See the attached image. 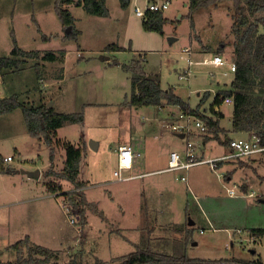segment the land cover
<instances>
[{"label": "rangeland", "instance_id": "1", "mask_svg": "<svg viewBox=\"0 0 264 264\" xmlns=\"http://www.w3.org/2000/svg\"><path fill=\"white\" fill-rule=\"evenodd\" d=\"M169 1V9L163 12L168 19L163 34L146 30L145 18L136 15V7L146 10L149 0H132L126 9L120 0H107L109 14L105 17L91 15L76 3L67 5L64 8L75 18L78 32L67 39L73 27L69 33V27L64 28L57 13V0H0V59L14 58L16 46L40 53L39 58H21L19 69H0V99L16 98L27 107L46 105L57 113L83 114L82 122H65L60 134L76 147L82 146V137L87 142L90 153L84 156V165L89 183L85 194L92 203V207H85L87 223L78 221L73 225L71 218L79 216V212L68 197L61 194L58 201L41 199L49 192L47 182L52 180L46 171L62 170L65 139L54 142L58 152L52 167L48 144L30 136L21 107L0 116V156L13 158L12 162H4L5 171H0L1 262H15L16 253L11 246L25 238L22 233L36 227L35 242L59 256L50 263L68 264L77 259L82 264H120L121 257L139 248H150L170 256L178 253L201 264H253L260 259L264 264V236L253 233L264 229V153L246 160H230L233 169L230 164L217 171L209 165H199L188 172H163L109 184L113 180L115 153L110 149L98 152L91 145L94 140L98 143L105 138L128 144L126 139L131 133L144 136L159 131L168 136L167 152L184 150L187 138L172 131V120H165L178 107L166 104L164 108L151 109L129 105L132 81L139 76L133 68L138 65L147 76L158 74L162 89L172 88L191 108L200 104L197 116L202 119L213 115L210 111L218 93L231 89L234 76L223 75L230 67L194 64L189 71L185 49L191 47L193 61L201 63L225 45L226 52L221 56L233 62V2L202 8L190 17L188 6H184L189 0ZM256 18H264V13L251 21ZM260 30L264 32L263 26ZM170 38L177 40L171 43ZM112 44L123 50L110 51L108 46ZM49 52L56 54V60H43ZM257 67L264 74V65ZM215 110L226 115L220 122L225 134L218 139L213 138V133L206 134L212 136V142L197 133L189 137L199 156L220 157L229 152L223 142L248 139L252 134L228 131L233 129L234 104L223 102ZM164 160V155L156 158L161 169L167 165ZM35 171L42 173L39 178L28 175ZM182 175L187 176L186 182L180 179ZM123 176H127L126 172ZM229 177L232 179L226 180ZM59 182L65 184L63 190L67 193H80L74 191L70 182ZM159 188L163 190L158 192ZM230 190L236 191L234 197L228 194ZM115 192L118 198L112 200L110 194ZM252 193L255 195L248 198ZM20 195L36 197L34 203L25 207L24 216L16 207L4 206ZM205 196L213 198L214 204L203 203ZM44 204L51 210L47 218L45 214L40 217L37 208ZM33 210L39 217L36 222L29 213ZM17 215L22 218L20 222ZM190 221L193 226H189ZM153 226L158 227L160 238H151ZM190 231L192 238L187 242Z\"/></svg>", "mask_w": 264, "mask_h": 264}, {"label": "trees", "instance_id": "2", "mask_svg": "<svg viewBox=\"0 0 264 264\" xmlns=\"http://www.w3.org/2000/svg\"><path fill=\"white\" fill-rule=\"evenodd\" d=\"M155 1V0H149ZM225 1H232L234 11L232 14L233 25L232 32L235 37L233 43V63L236 65L234 80L231 82V89L220 91L211 107L213 116H203L209 128V133H213V138H219L225 130L221 129L220 122L224 118L221 112H217L215 107L223 104L224 99L231 97L234 99L233 130L248 131L260 135L261 144L264 146V74L262 69H258V64L264 65V18H256L253 22L252 17L259 13H264V0H189L188 10L190 17L198 10L209 6H218ZM57 13L63 23L64 28L73 27V32L67 35V39L77 36L75 31V18L71 12L64 7L70 4L82 6L89 14L97 16H107V0H57ZM132 0H120L123 8H128ZM168 19L164 17L162 11H148L143 22L144 28L148 31H154L163 34L164 25ZM110 51H122L123 48L112 44L108 46ZM225 52V46L216 52V55H222ZM14 58H1L0 69H19L21 58H39V52H26L18 46L13 50ZM16 57V58H15ZM57 56L53 52L47 53L43 60L54 61ZM226 59V58H225ZM139 75L132 81V93L129 101L130 106L142 107H162L164 105H173L179 107L182 112L198 115V109L193 110L190 105L177 96L172 88L163 90L160 76L158 74L147 76L144 68L140 65L133 68ZM208 94L205 97L208 98ZM204 98V99H205ZM223 98V99H222ZM203 99V100H204ZM18 107L23 109L27 128L32 137H44V140L51 148V156L54 152L53 137L59 128H62L65 122H82L83 114L57 113L53 107L42 105L39 107H27L19 104L16 98L0 99V116L13 112ZM254 131V132H253ZM205 136L206 140L212 139ZM230 147V140L223 142ZM66 157L64 168L61 172H54L52 169L46 172V176L52 177L47 182L49 191L52 194H64L75 209H78L80 221L83 225L87 223L86 208L90 206L86 201L84 193H63V186L60 182L55 183L54 179L70 182L75 188H80L84 183L77 179L80 173L82 162V152L79 147L68 144L65 145ZM230 151V148H229ZM264 153V151L262 152ZM244 159V158H238ZM243 162V161H242ZM224 163V162H222ZM219 166L222 167L223 164ZM4 161L0 156V171H5ZM255 236H264V229L253 230ZM192 238L191 231L188 232L187 242ZM16 253V261L0 264H59L50 263L52 259L59 258L56 252L45 249L32 243L30 238H25L13 244L11 248ZM170 256L168 254L153 252L150 248H139L127 256L120 258V264H201L199 261L186 259L185 256ZM117 261V260H116ZM68 264H82L77 259H73ZM96 264H108V262H96ZM110 264H115L110 263ZM253 264H261L260 261H254Z\"/></svg>", "mask_w": 264, "mask_h": 264}, {"label": "crops", "instance_id": "3", "mask_svg": "<svg viewBox=\"0 0 264 264\" xmlns=\"http://www.w3.org/2000/svg\"><path fill=\"white\" fill-rule=\"evenodd\" d=\"M184 6H188V4H187V2H184ZM181 15L180 14H178V17H180ZM182 17V16H181ZM174 40H177V39H174ZM174 42V41H173ZM173 42H171V43H173ZM225 46V45H224ZM223 46V47H224ZM233 48V47H232ZM225 52H226V49H225ZM195 57H197V55L195 54ZM147 58V55L145 56V59ZM204 59V58H203ZM200 61H201V59H200ZM198 65H200V64H198ZM211 83L212 84H214L215 83V79L214 78H212V80H211ZM198 96H200L201 95V93H198L197 94ZM230 105V104H229ZM170 106H173V105H170ZM165 106H162V107H160V108H164ZM177 107V106H176ZM198 107H200V104L199 105H197L195 108H192L193 110H196ZM137 108H139V107H137ZM153 108H155V107H151V109H153ZM179 108V107H178ZM201 108V107H200ZM178 111V112H177ZM177 111H174V112H171L170 113V115L169 116H166L165 117V120L166 121H171L170 122V124H172L173 122H175L174 120H175V118H176V121H178V120H180V118H178V116H179V114L182 112V110L179 108ZM211 113H212V111H210ZM218 112V111H217ZM200 113H202V114H204V115H206V113H205V111H203V110H201L200 109ZM223 115H224V117L226 116L223 112H221ZM234 113V112H233ZM213 116V115H212ZM211 116V117H212ZM177 118H178V120H177ZM232 118H233V116H232ZM222 120V119H221ZM232 122H233V119H232ZM171 126V125H170ZM232 126H233V123H232ZM169 127V126H168ZM222 127V126H221ZM171 128V127H170ZM223 128V127H222ZM228 131H233V132H243V131H234L233 129H230V130H228ZM251 133V132H250ZM195 134V133H194ZM193 134V135H194ZM198 134V133H197ZM31 136V135H30ZM127 136H129V133H128V135ZM32 137V136H31ZM33 138H35V137H33ZM120 138V137H119ZM35 139H39V140H41V141H44V137H39V138H35ZM65 139V140H64ZM82 139H83V137H82ZM81 139V143H80V145H82V146H79V148H80V150H81V152H82V162H81V166H80V173H79V177H78V181L79 182H82V183H84V185L82 186V187H80V188H74V189H71V190H69V191H75V192H77V191H79L80 190V192L81 193H86V190L88 189V183H89V180L87 179V177H86V167H85V165H84V163H85V161H86V159H85V157L84 156H86V155H88V153H90L89 151H88V146H87V142H84V140H82ZM91 139V138H90ZM122 140H124L125 138H121ZM56 140H64L63 141V144H64V146L65 145H68V144H72V143H70L69 142V140L67 139V137L66 136H61V134H60V128L56 131V134H55V136L53 137V147H54V152H53V154H52V156L50 157V160H51V165H52V167L55 165V162L57 161L56 160V157H57V152H56V147H55V141ZM126 140H128V144H130V145H132L133 147H134V150H135V152L136 153H139L140 155L139 156H137L136 157V159H135V163H134V165H133V167L131 168V169H126V170H124L123 172H126V174H127V176H125V178H130V179H127V180H120V179H118L117 177H115V175H114V172L116 171V170H118V153H117V150H118V147L120 146V145H122V144H127L126 142L125 143H119L118 141H109V139H107V138H105L103 141H100V140H98V143H95L94 141V143L96 144L95 145V149L99 152V150H107L108 152H109V149H110V151L112 150L114 153H115V158H114V167H113V180L111 181V182H109V184H112V183H124V182H127V181H132V180H139V179H144L145 177H148V176H153V175H157V174H161V173H163V172H169V171H166V168L168 167V163H169V159H170V152H173L174 150H172V151H170V152H167V147H168V136H167V138L161 133V132H154V131H152L150 134H149V132H147L144 136H139L137 133H131V135H130V137H128V139H126ZM211 141V140H210ZM97 142V141H96ZM137 142H139L138 144H137ZM212 142V141H211ZM211 142H209V143H211ZM208 143V144H209ZM73 145V144H72ZM90 148V147H89ZM228 148V147H227ZM91 149V148H90ZM184 148H182V150H183ZM229 149V148H228ZM92 150V149H91ZM212 151H213V149H212ZM48 152H50V154L52 153L51 152V148H50V146L48 145ZM65 152H66V148H65ZM225 154V153H224ZM163 155L165 156V160H164V162H166V166L164 167V168H159L158 166H159V164H158V161H156V158H162L163 157ZM255 155H257V153L256 154H253V155H251V156H249V157H247V158H244V159H242V160H246V159H249L250 157H252V156H255ZM61 156H62V154H61ZM10 157V156H9ZM63 157V156H62ZM58 159V158H57ZM63 159H64V161H65V156L63 157ZM235 160H237V159H235ZM3 161L5 162V158L3 159ZM62 162V161H61ZM227 164H230L231 166H232V169H233V164L230 162L229 163V161H226V163H224L223 164V166L222 167H220L219 169L221 170V169H223L224 168V166L225 165H227ZM235 164V163H234ZM3 166H4V164H3ZM196 167V166H195ZM64 168V163H63V165H62V169ZM194 168V167H193ZM235 168V167H234ZM211 169V168H210ZM236 171H237V166H236ZM235 169H234V171H235ZM191 170V169H190ZM229 171V170H228ZM228 171L226 172V174L228 173ZM47 172V171H46ZM232 173V172H231ZM42 174V173H41ZM41 174H40V176H41ZM235 175V174H234ZM229 176V175H228ZM232 179V177H229V178H227L226 180H231ZM55 181V183H58L59 182V180L57 179V178H55L54 179ZM57 181V182H56ZM65 185V184H64ZM64 185L62 184V186L64 187ZM144 186L145 187H148V183H144ZM73 187V186H72ZM112 188H114V187H112ZM49 189V188H48ZM157 188H154L153 189V191H157L156 190ZM229 189H231V188H229ZM114 190H119L120 191V189H116V187L114 188ZM163 189H160L159 188V190H158V192H161ZM68 191V192H69ZM118 191V192H119ZM165 191V190H164ZM66 193L67 191H63V193ZM118 192H115L116 194H110L111 195V197H112V200H115L116 198H118L117 197V193ZM155 193H157V192H155ZM228 194H230V193H228ZM231 195V194H230ZM229 195V196H230ZM21 196V195H20ZM20 196H16L14 199H15V201H13L12 203H8V204H6V205H4V206H6V207H16L15 209L17 210V211H21L20 213H21V215L22 216H24L25 215V212H26V209H27V207L31 204V203H34V201H36V197H33V198H31V197H27L26 196V198H23L22 196L20 197ZM232 197H234L235 195H231ZM230 196V197H231ZM241 197H244V198H246L245 197V195H242ZM248 198H252V197H250V196H247ZM41 199H51V198H53V199H57V201L59 200V198H61V197H59V195L58 194H52L50 191L46 194V196H42V197H40ZM85 198H86V201L89 203V205L90 206H88L87 207V209L89 208V207H92V203L88 200V198H87V196H86V194H85ZM37 200H38V198H37ZM203 203H205V204H214V200H213V198H210V197H203ZM262 201V200H261ZM161 205H162V203H160ZM147 205H148V203H147ZM25 207H26V209H25ZM148 207H149V205H148ZM38 208V210H39V214H40V217H42V215L43 214H45L44 216H45V218H47L48 216H50L49 215V213H50V208H49V206L48 205H41V206H39V207H37ZM30 210V209H29ZM29 213H32L31 214V219L33 220V222H36L38 219H39V217L37 218V216H36V213H35V210H33V212H29ZM167 215H170V214H167ZM14 217H15V215H14ZM86 217H87V212H86ZM21 218V216H19V215H17L16 216V220H17V222H20L21 220H22V218ZM165 218H166V215H165ZM50 220L52 221V217H50ZM168 221H170V218L168 219ZM111 225H113V226H115L116 224H111ZM194 225V224H193ZM193 225H190L189 224V226H193ZM32 231L31 232H28V231H25L24 233H22L23 234V236L25 237V238H31V239H33L32 240V243L33 244H35V245H38V246H41V245H39V243H37V242H35V239L34 238H37V229H36V227H33L32 229H31ZM36 231V233H33V231ZM185 234V233H184ZM139 236V235H138ZM150 236H152L151 238H158L159 237V231H158V227L157 226H153V229H152V232H151V235ZM150 236H149V238H150ZM155 236V237H154ZM25 238H21V240L22 239H25ZM160 238V237H159ZM41 247H43V246H41ZM43 248H45V247H43ZM45 249H47V248H45ZM49 250V249H48ZM52 251V250H51ZM260 262H261V264H263V262H262V260L260 259L259 260Z\"/></svg>", "mask_w": 264, "mask_h": 264}, {"label": "built area", "instance_id": "4", "mask_svg": "<svg viewBox=\"0 0 264 264\" xmlns=\"http://www.w3.org/2000/svg\"><path fill=\"white\" fill-rule=\"evenodd\" d=\"M150 4L146 8V10H142L140 7H136V15L138 17L146 18V14L148 11H162L168 10L170 7L169 0H155L149 1ZM185 54L187 55L188 62V70L190 71V67L194 64H202V65H213L218 67L228 66L230 67L229 71L224 72V76L232 75L234 76L236 73V65L233 62L228 61L221 55H215L210 60H204L201 63L194 62L191 47L185 49ZM186 74V73H185ZM224 103H232L234 104V99L231 97H227L224 99ZM180 121L183 123H179L180 121L173 122L171 124L172 131L176 134L184 135L183 138H187L186 146L182 152L173 151L170 154V159L168 163V167L166 171L169 172H188L195 166L199 165H209L213 171H217L219 169V164L222 162L235 160L238 158H247L256 153H262L264 151V146L261 144L260 135L257 133H252L248 139L241 140H231L230 141V151L227 154H224L220 157H209V156H199L197 154V147L193 142L188 139L189 137H193L194 133H198L199 135H206L209 133V128L206 124V121L201 117L187 112H182L179 115ZM118 170L114 172L115 177L120 180H127L130 178H125L123 176V171L126 169H131L135 163V159L139 156V153H136L134 147L130 144H122L118 147ZM13 158L7 157L5 158V163L12 162ZM182 181L186 182L188 180L186 175H182L180 178ZM229 193L231 195H236L235 190H230ZM255 194L252 193L249 196L253 197ZM80 221L79 216H74L71 218V224L75 225Z\"/></svg>", "mask_w": 264, "mask_h": 264}, {"label": "water", "instance_id": "5", "mask_svg": "<svg viewBox=\"0 0 264 264\" xmlns=\"http://www.w3.org/2000/svg\"><path fill=\"white\" fill-rule=\"evenodd\" d=\"M71 29H72V27L70 26L69 28H68V33L71 31ZM174 41V38L172 39V38H170V42H173ZM180 137H184V135H180ZM91 145L95 148V143L94 142H91ZM40 174H41V172L40 171H35V172H31V173H28V175L29 176H31V177H36V178H39L40 177ZM190 225H193L194 224V222H192V221H190V223H189Z\"/></svg>", "mask_w": 264, "mask_h": 264}]
</instances>
